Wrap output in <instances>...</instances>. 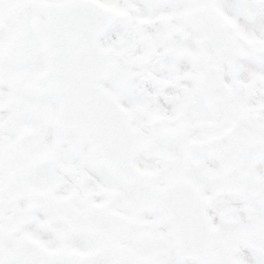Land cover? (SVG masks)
<instances>
[{"label": "snow or ice", "instance_id": "1", "mask_svg": "<svg viewBox=\"0 0 264 264\" xmlns=\"http://www.w3.org/2000/svg\"><path fill=\"white\" fill-rule=\"evenodd\" d=\"M0 264H264V0H0Z\"/></svg>", "mask_w": 264, "mask_h": 264}]
</instances>
